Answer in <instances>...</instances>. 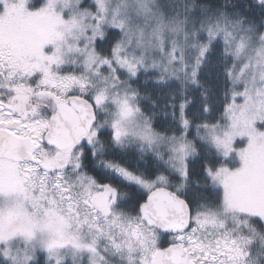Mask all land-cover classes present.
Here are the masks:
<instances>
[{
    "label": "snow or ice",
    "instance_id": "snow-or-ice-1",
    "mask_svg": "<svg viewBox=\"0 0 264 264\" xmlns=\"http://www.w3.org/2000/svg\"><path fill=\"white\" fill-rule=\"evenodd\" d=\"M0 264H264V0H0Z\"/></svg>",
    "mask_w": 264,
    "mask_h": 264
}]
</instances>
